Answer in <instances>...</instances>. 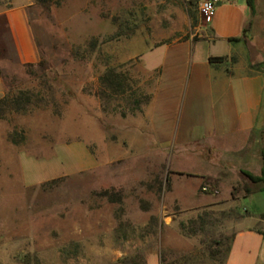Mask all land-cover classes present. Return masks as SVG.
Wrapping results in <instances>:
<instances>
[{
  "label": "rangeland",
  "instance_id": "rangeland-1",
  "mask_svg": "<svg viewBox=\"0 0 264 264\" xmlns=\"http://www.w3.org/2000/svg\"><path fill=\"white\" fill-rule=\"evenodd\" d=\"M200 2L0 0V12L26 7L40 51L21 62L0 15V99L29 91L34 102L0 119V264H224L238 229L264 232L263 184L242 173L262 174L264 105L228 168L219 150L161 138L153 101L123 117L113 109L125 101L97 95L106 69L127 63L154 98L162 52L151 47L202 37ZM260 3L246 35L264 73Z\"/></svg>",
  "mask_w": 264,
  "mask_h": 264
},
{
  "label": "crops",
  "instance_id": "crops-1",
  "mask_svg": "<svg viewBox=\"0 0 264 264\" xmlns=\"http://www.w3.org/2000/svg\"><path fill=\"white\" fill-rule=\"evenodd\" d=\"M255 3L262 8L260 0ZM0 15L16 42L19 60L38 61L40 51L26 7L5 8ZM252 20L248 0H220L202 37L151 47L162 52L156 65L158 90L149 109L158 135L166 142L202 143L211 152L219 150L228 155V168L245 158L264 105V73L255 66L261 55L256 41L244 34ZM218 56L225 60L210 62ZM147 264H160V259L152 254ZM224 264H264V232L250 224L238 229Z\"/></svg>",
  "mask_w": 264,
  "mask_h": 264
},
{
  "label": "trees",
  "instance_id": "trees-1",
  "mask_svg": "<svg viewBox=\"0 0 264 264\" xmlns=\"http://www.w3.org/2000/svg\"><path fill=\"white\" fill-rule=\"evenodd\" d=\"M248 4L252 8V12H255V0H248ZM190 14L191 11L189 10ZM246 31H244L245 34ZM96 46V39H93L88 44V49L92 50ZM225 60L224 56L218 57H210V62L215 61H223ZM134 65L129 64H121L119 66H111L106 69V71L100 76V87L97 90V95L103 101H114V100H123L126 103V106H122L121 103L117 104L114 107V111L120 109V113L123 117H126L128 113H134L139 110L142 111V105H149L153 99L154 94L152 93H144L139 87H136L137 81L134 79L131 74V70ZM157 79L160 76V70L154 72ZM141 91L140 95H138V91ZM31 100V93L29 91H20L18 94L6 95L2 99H0V119H6V112H27L33 106L34 102ZM14 143H18L19 141L15 138H12ZM243 175L251 182L253 185L263 184L264 190V166L262 169V174L257 175L253 172L242 169ZM246 190L252 192L251 186L247 185ZM104 193L108 194L109 191L105 190ZM116 198L120 200V197H116L112 195V198ZM230 247L228 248V252ZM227 252V253H228ZM135 264V263H134Z\"/></svg>",
  "mask_w": 264,
  "mask_h": 264
},
{
  "label": "built area",
  "instance_id": "built-area-1",
  "mask_svg": "<svg viewBox=\"0 0 264 264\" xmlns=\"http://www.w3.org/2000/svg\"><path fill=\"white\" fill-rule=\"evenodd\" d=\"M219 1L220 0H202L200 2V12L207 22L212 20Z\"/></svg>",
  "mask_w": 264,
  "mask_h": 264
}]
</instances>
